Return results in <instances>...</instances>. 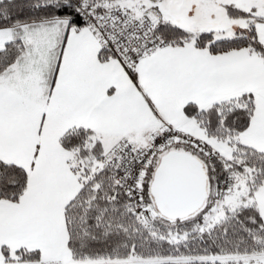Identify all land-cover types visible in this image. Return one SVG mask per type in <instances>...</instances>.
Returning a JSON list of instances; mask_svg holds the SVG:
<instances>
[{
  "label": "snow or ice",
  "instance_id": "1",
  "mask_svg": "<svg viewBox=\"0 0 264 264\" xmlns=\"http://www.w3.org/2000/svg\"><path fill=\"white\" fill-rule=\"evenodd\" d=\"M0 264H264V0H0Z\"/></svg>",
  "mask_w": 264,
  "mask_h": 264
}]
</instances>
